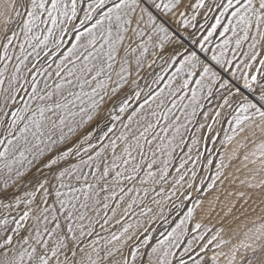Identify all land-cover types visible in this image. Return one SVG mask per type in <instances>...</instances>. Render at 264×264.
Masks as SVG:
<instances>
[{"label":"snow or ice","instance_id":"6c2138e0","mask_svg":"<svg viewBox=\"0 0 264 264\" xmlns=\"http://www.w3.org/2000/svg\"><path fill=\"white\" fill-rule=\"evenodd\" d=\"M0 264H264V0H0Z\"/></svg>","mask_w":264,"mask_h":264}]
</instances>
